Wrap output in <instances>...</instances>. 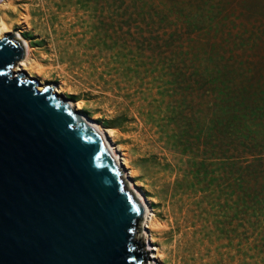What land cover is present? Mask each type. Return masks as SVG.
Segmentation results:
<instances>
[{
    "label": "rangeland",
    "instance_id": "1",
    "mask_svg": "<svg viewBox=\"0 0 264 264\" xmlns=\"http://www.w3.org/2000/svg\"><path fill=\"white\" fill-rule=\"evenodd\" d=\"M26 2L0 0V22L29 41L40 85L112 130L121 152L146 115L159 152L186 165L212 264H264V0H47L29 26ZM24 58L26 45L16 66ZM132 180L152 195L141 172ZM142 226L146 264H164Z\"/></svg>",
    "mask_w": 264,
    "mask_h": 264
},
{
    "label": "water",
    "instance_id": "2",
    "mask_svg": "<svg viewBox=\"0 0 264 264\" xmlns=\"http://www.w3.org/2000/svg\"><path fill=\"white\" fill-rule=\"evenodd\" d=\"M0 34V264H146L147 209L99 122L14 66Z\"/></svg>",
    "mask_w": 264,
    "mask_h": 264
},
{
    "label": "bare ground",
    "instance_id": "3",
    "mask_svg": "<svg viewBox=\"0 0 264 264\" xmlns=\"http://www.w3.org/2000/svg\"><path fill=\"white\" fill-rule=\"evenodd\" d=\"M8 1L12 2L13 0ZM46 1L28 0L26 2L24 8L26 12L22 14V19L27 22L28 26L32 22V15L36 16L37 12L42 11L37 7V4L39 3L45 8ZM11 24L2 16L0 34L8 33L12 29ZM25 45L26 58L17 66L15 65V70L27 68L30 71L28 75L33 76L31 71L34 69L36 74H41L43 66L38 68V63H36L34 66L37 67L32 68V64L27 62L31 45L29 41H26ZM21 65H23L22 68ZM39 86L42 87L40 84ZM77 105L81 106L80 103ZM138 118L141 124L138 127L130 126V130L125 136L130 140L126 144V150L121 152L122 146L115 145V147L120 154L118 162L123 167L120 169L123 172L122 176L126 177L127 185L131 186L130 188L137 193L139 199L143 198L142 202L146 201V205L149 204L147 206L149 214L144 217H146V226L152 241L157 242L156 256H160V260L164 264H212L217 254V241L213 236V229L209 221L202 217L197 210V202L194 198L196 195L189 185L191 181L184 177L186 165L179 159L172 158L176 154L175 151L165 150L164 155H167L165 158L159 152L160 148L156 144L155 136L151 134L152 123L149 122V118L142 113ZM99 124L112 142L116 140L112 130L106 129L101 123ZM161 137L162 133L159 134V138ZM127 168L130 169L127 170ZM139 172L144 175L146 189L152 194L149 197H146L144 191L137 187L139 183L132 180L133 175Z\"/></svg>",
    "mask_w": 264,
    "mask_h": 264
}]
</instances>
